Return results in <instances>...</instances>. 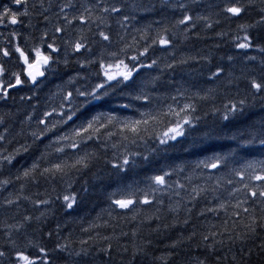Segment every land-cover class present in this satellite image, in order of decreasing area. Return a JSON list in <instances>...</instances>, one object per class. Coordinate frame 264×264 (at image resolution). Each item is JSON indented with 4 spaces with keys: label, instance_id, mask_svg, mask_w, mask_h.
Instances as JSON below:
<instances>
[{
    "label": "trees",
    "instance_id": "trees-1",
    "mask_svg": "<svg viewBox=\"0 0 264 264\" xmlns=\"http://www.w3.org/2000/svg\"><path fill=\"white\" fill-rule=\"evenodd\" d=\"M5 6L27 15L0 24L2 80L25 81L0 96V264H16L17 251L41 256L40 248L50 264H264V197L250 192L264 190L251 179L264 169V92L250 87L264 80V0H0V12ZM232 6L244 10L232 16ZM245 32L252 47L238 49ZM17 47L29 61L36 49L50 56L34 86ZM121 60L137 67L132 78L96 89L100 99L80 95L104 83L102 65ZM185 119L184 134L161 144ZM215 157L218 166H207ZM117 200L133 203L122 209Z\"/></svg>",
    "mask_w": 264,
    "mask_h": 264
},
{
    "label": "snow or ice",
    "instance_id": "snow-or-ice-1",
    "mask_svg": "<svg viewBox=\"0 0 264 264\" xmlns=\"http://www.w3.org/2000/svg\"><path fill=\"white\" fill-rule=\"evenodd\" d=\"M12 2L16 5H23L27 2V0H12ZM239 2H240V0H235V3H239ZM243 10H244L243 6H232V7H228L226 9V12L230 13L232 16H239ZM111 11L118 12L119 9L113 8V9H111ZM261 12L264 13V9H261ZM20 15H27V12L19 13L18 11H12V9L10 7L5 6L3 11L0 12V24H4L5 22L10 23L12 25L20 23V20H19ZM124 19L127 20L128 17H125ZM191 19H192V17L186 15L182 20L178 21V23L179 24H185L186 22L190 21ZM257 23H264V15L261 16L260 20ZM248 27H250V26H248V25H241L240 26V28L242 30L247 29ZM57 31L58 32L62 31V29L57 28ZM100 35L103 37L104 40L109 39V36L105 35L104 33H101ZM236 40H237L236 47L238 49H249L252 47L251 38L247 34V32H245V35L243 36V38L237 37ZM154 43H155V41H154ZM159 43L161 45H168L170 43V41L164 37H161L159 40ZM82 47H83L82 44L77 43L75 45V50L79 51ZM48 48H50L53 52L56 51V48L53 47V45H51V44L48 45ZM15 51L17 53H19L20 57L23 58L24 63L28 65L29 70L27 72V76L31 79L32 83L35 84L37 82V76H43L44 75V73L42 71H39L38 69L42 65H48L49 60H50V56H45L40 52L39 49H36L35 54H36L37 59L35 60L34 63H30L28 55H26L23 50H21L19 47H17L15 49ZM261 51H264V49H261ZM145 52H147V49H145ZM3 55L8 56V55H10V53H9V51L4 50ZM140 55H144V53H141ZM131 59L136 60L137 57L133 56V57H131ZM229 59L231 60L232 57H229ZM249 59H255V57H249ZM153 64H155V61H153ZM151 66L152 65H147V67H151ZM102 67H103V65H102ZM109 68H111V66H109ZM33 69H37V70L33 71ZM116 69L117 70L115 72H110V71L106 70L104 72L106 80L104 81L103 84H97L96 88L93 89L91 94L80 93V95H92L93 99H100V96L97 94L96 89H103L105 84H108V82H110V81H117L118 78H122V81H128L130 78H132L133 73L137 71L136 66H133L130 68L129 65L126 64L123 60H121L119 62V64L116 65ZM3 71H4V69L2 67H0V72H3ZM222 71H223V69L217 68L216 71L212 73V76H214V77L218 76ZM15 81H16L15 84L9 83L7 88L3 89L5 95H7L8 88H15L16 86L25 83V81L21 79L19 74L15 75ZM250 87L252 89H254L256 93L264 92V80L257 81L256 79H252L250 81ZM70 95H71V93H69V96ZM145 99H146V97H145ZM244 103L245 102L243 100H241L239 102V104H240L239 108L237 107L236 104H232L230 106H227L225 114L223 116V119L228 120L231 115L241 111ZM189 107H191V106L185 105V108H189ZM181 111H184V109H181ZM74 114L75 113H73V115ZM44 115L48 116V115H50V113H45ZM177 115H179V113H177ZM71 118H72L71 116L68 117L69 120ZM98 119H99V117H93L88 122V127L82 129V131L86 133L89 129L92 128L93 124ZM110 119H114V118H110ZM41 123H44V121L42 120ZM191 123H192L191 119H185L183 121V124L177 123V125L174 128H170L167 132H165L163 134L164 138L160 140V143L161 144H167L169 140H175L178 136L183 135L184 134L183 125H190ZM137 124H139V121L137 122ZM138 130L139 129L136 127H133L131 129V131H133V132H137ZM77 135H79V133H77ZM37 138H39V137H37ZM0 139H3L2 135H0ZM61 139H66V137H62ZM259 142H260V144L264 145V139L260 140ZM76 146L77 145H75V144L72 145V147H76ZM58 151H62V149H58ZM214 159H216L217 163H211L210 165H207V166H210L211 168H216L218 166L220 158L215 157ZM9 162H10V158H9ZM77 163H82V160L77 161ZM127 163H128V160L125 159L124 164H127ZM115 166L116 165H114V167ZM34 167H35V165H34ZM55 167L57 170H60V165H56ZM248 167H249V169H252V171H254V172L256 171L251 164H249ZM45 171H49V170L46 169ZM25 175H28V172H25ZM238 175H240L241 178H243V173H238ZM251 179L255 180V181L264 182V169H261L260 172H258L255 175H252ZM155 181L158 184H163L164 183V177L157 176V177H155ZM4 183H7V181H4ZM245 187H247V185H245ZM250 192H251L252 197L257 196V194H259L260 197H264V190H260L258 193L255 190H250ZM64 200L70 201V197L65 196ZM143 202L148 203L149 201L146 199ZM8 203L11 204L12 201L9 200ZM42 203H47V201H43ZM115 203L120 208L126 209L133 203V201L132 200H117V201H115ZM68 207L69 208L72 207L71 202L68 203ZM221 207H223V205ZM237 207H239V205H237ZM246 211H247V209H245V212ZM253 224H255V221H253ZM251 230L255 231V228L252 227ZM208 239H209L208 236L204 237L205 241H207ZM57 247L62 248V246H60V245H57ZM39 252L42 254L41 256L31 257L30 255L26 254L24 251H17L15 253L16 264H37V262L41 261V260L43 261V264H50V261L48 260V257L46 254V249L40 248ZM4 255H5V253L3 251H0V257H3ZM198 264H203V261H199Z\"/></svg>",
    "mask_w": 264,
    "mask_h": 264
},
{
    "label": "rangeland",
    "instance_id": "rangeland-1",
    "mask_svg": "<svg viewBox=\"0 0 264 264\" xmlns=\"http://www.w3.org/2000/svg\"><path fill=\"white\" fill-rule=\"evenodd\" d=\"M117 64H119V63H112V64H106V65H103V67H102V72H103V74H104V72L106 71V70H108V71H110V72H115L117 69H116V65ZM109 66H111V68H109ZM105 76V75H104ZM106 78V77H105ZM2 79V77H0V80ZM3 89V88H2ZM1 89V90H2ZM177 125V124H176ZM176 125H174V126H172V128H174ZM171 128V127H170ZM169 128V129H170ZM168 130H166V131H164V132H162L161 133V139H163L164 138V136H163V134L165 133V132H167Z\"/></svg>",
    "mask_w": 264,
    "mask_h": 264
},
{
    "label": "water",
    "instance_id": "water-1",
    "mask_svg": "<svg viewBox=\"0 0 264 264\" xmlns=\"http://www.w3.org/2000/svg\"><path fill=\"white\" fill-rule=\"evenodd\" d=\"M36 59H37V57H36L33 61H31L30 63H34ZM22 61H23V58H22ZM23 63H24V61H23ZM24 64H25V63H24ZM28 70H29L28 65L25 64V66H24V75H25V77L27 78L28 82H29L31 85H34V84L32 83V81H31V79L27 76V72H28ZM36 70H37V69H33V71H36ZM38 70L43 72V68H42V66H41ZM41 77H42V76H37V80L40 79Z\"/></svg>",
    "mask_w": 264,
    "mask_h": 264
},
{
    "label": "flooded vegetation",
    "instance_id": "flooded-vegetation-1",
    "mask_svg": "<svg viewBox=\"0 0 264 264\" xmlns=\"http://www.w3.org/2000/svg\"><path fill=\"white\" fill-rule=\"evenodd\" d=\"M1 67V66H0ZM1 75H2V72H0V77H1ZM1 82H0V95H5V93H4V91L2 90L1 91V89L3 88H7L5 85H4V82L2 81V80H0ZM8 90H9V88H8Z\"/></svg>",
    "mask_w": 264,
    "mask_h": 264
},
{
    "label": "bare ground",
    "instance_id": "bare-ground-1",
    "mask_svg": "<svg viewBox=\"0 0 264 264\" xmlns=\"http://www.w3.org/2000/svg\"><path fill=\"white\" fill-rule=\"evenodd\" d=\"M6 37H7V36H6ZM2 49H3V48H2ZM2 49H1V50H2ZM5 50H6V49H5ZM43 55H45V54H43ZM1 58H2V57H1ZM31 60H32V59H31ZM0 62H1V61H0ZM1 65H2V64H1ZM4 65H5V64H4ZM22 67H23V66H22ZM46 67H47V66H46ZM22 70H23V69H22ZM22 72H23V71H22ZM2 74H3V73H2ZM3 77H4V76H3ZM5 77H6V76H5ZM24 77H25V76H24ZM2 79H4V78H2ZM13 79H14V78H13ZM14 80H15V79H14ZM0 82H1V81H0ZM33 86H34V85H33ZM2 90H3V89H2ZM2 90H1V91H2ZM7 95H8V94H7ZM4 96H5V95H4ZM171 128H172V127H171ZM168 130H169V129H168Z\"/></svg>",
    "mask_w": 264,
    "mask_h": 264
}]
</instances>
